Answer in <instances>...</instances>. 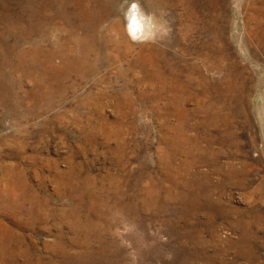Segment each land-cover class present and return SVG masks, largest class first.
<instances>
[{
    "label": "rangeland",
    "instance_id": "rangeland-1",
    "mask_svg": "<svg viewBox=\"0 0 264 264\" xmlns=\"http://www.w3.org/2000/svg\"><path fill=\"white\" fill-rule=\"evenodd\" d=\"M139 3L0 0V264H264V0Z\"/></svg>",
    "mask_w": 264,
    "mask_h": 264
},
{
    "label": "clouds",
    "instance_id": "clouds-1",
    "mask_svg": "<svg viewBox=\"0 0 264 264\" xmlns=\"http://www.w3.org/2000/svg\"><path fill=\"white\" fill-rule=\"evenodd\" d=\"M125 30L129 39L137 44L156 43L166 37L170 31L167 21L155 13L145 12L139 0H125Z\"/></svg>",
    "mask_w": 264,
    "mask_h": 264
}]
</instances>
